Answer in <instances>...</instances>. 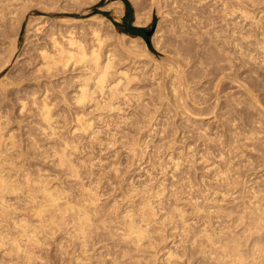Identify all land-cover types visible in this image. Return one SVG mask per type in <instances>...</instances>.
Returning a JSON list of instances; mask_svg holds the SVG:
<instances>
[{
	"label": "rangeland",
	"instance_id": "1",
	"mask_svg": "<svg viewBox=\"0 0 264 264\" xmlns=\"http://www.w3.org/2000/svg\"><path fill=\"white\" fill-rule=\"evenodd\" d=\"M35 1L36 0H34V3L36 2L38 3L39 1V3L42 5L41 6L42 8L39 6L40 5L39 3H38L39 5L36 3L39 6L38 7V6H35L36 4L34 5L33 0L32 1L27 0L26 7L24 8L22 7V9H26L28 5H29V9L27 8L28 11L25 14V19L20 25L21 26L20 29L17 26L18 24H15V23L1 24L3 25L4 28L7 27L8 25L9 26L5 29L3 28L4 32L2 33L4 34L0 33V60H1L0 66L3 67V65L7 64L3 68L0 67V87H1L0 88V102H2V104L0 105V115H1L0 121L3 120L0 122V128L1 127L2 129L3 127L5 128L3 129V131L0 129V131L2 132L0 136H2L3 140L5 139V142H8L7 141L8 136H10V138L13 136L12 137L13 139L15 138V140L13 141L15 143L14 148L18 147V149H14V150H17V151H13L14 155L18 152V150L22 151V153L18 152L15 156L12 155V153H10L12 152V150L7 145H10L13 139L11 138V141L9 140L10 142H8L7 145L3 143L4 141L1 139L2 140L1 142L3 143V145L5 144L4 146L0 145L1 148H3L1 150L4 152L6 151V152L5 154L4 152H0V158L4 159V156H6L7 158H10L12 155L13 156L12 158L13 159L15 158V160L11 158V163L14 161V163L12 164H14V166L16 167V163L18 162L17 163L18 165L16 168L12 165V167L16 169L15 170L11 167L12 174L11 172H8V170L7 171L5 170V172H3L2 175L11 174L12 177H14V179L11 178V180L12 179L13 180L22 179L21 180L22 182L25 180L26 177L27 178L31 177V179L34 177L32 180L34 179L38 180L40 175L42 176L44 175L46 179H49V180L51 179L50 182H47V183H50L48 184L49 187L50 185L52 187L55 185V187H57V191H60V190L62 191V189L65 188L64 189L65 191H62L63 193L64 192L66 193L67 190H69L68 193H73L74 196L72 194L71 195L73 196L72 197L73 199L75 198V200H73L72 198H71L72 200L70 199V201H72L71 203L73 204V206L76 205L75 203L76 201L79 202L82 199V197L86 195L85 194L86 189L94 188L97 185H98L97 186L98 188L101 186L102 188L100 187L101 189L99 188L100 190L98 189V191L96 188L94 189H96L95 191H97V193L99 192L101 194L100 195L98 193L99 194L98 197H99V200H101V204L104 206V209L107 210V208L108 207L110 208V205H111L113 207V208L111 207L113 211V209H115L114 206H116L115 211L118 213V216L120 217L125 216L126 210H128L129 212L131 211V208L134 209L132 210L133 212L134 211L136 212V206L138 209V205L141 203L140 201L142 200L139 196H144V195L146 196V194H149L150 190L152 191V189L154 192L152 191L153 193L151 194H154V195L156 192H161V191L163 192L164 191L163 189H166L165 197H163L164 196L163 194L164 192H163L162 193L163 195L160 193L161 195L160 194L159 195L161 197L155 200L157 205L160 204L159 206H157V209L160 207L159 209L162 210L163 209L162 206H164L165 207L164 209L166 212L168 210L170 211L171 208H168V206L172 207L174 202L170 203V201L173 200L172 195L174 194V196L177 197V198L174 197V199L178 201V199L181 198V200L182 199L183 200L181 202V200L179 199L178 206L176 205L177 203H175L176 206L174 205L173 206L182 208V209L186 208L188 212L187 217L189 216V213H190L189 217L192 218V221L197 220L198 226L205 224L206 222L205 225L207 226V228L213 227V228L218 229L219 231H221L220 228L221 229L223 228V232L229 231L227 234H230V232H232V235L233 234L244 235L243 233L244 226H243V223L239 221L240 220L239 218L241 219H243L244 217L246 218L248 211L251 210L250 206L251 208H254L253 207L254 205L255 207H264V200H263L264 198V190H263L264 189V0H234L236 2H234L233 0H202V2L201 0H198L201 3H199L197 0L196 1L194 0L195 2H193V0H189V1L188 0H174V1L173 0H159V1L157 0V2L154 0H128L130 7L132 9L131 15H129V21L132 22V26L138 27V28H146L147 31H151L152 29H155L153 35L151 36V45H152L154 52H152L149 49L146 41L142 37L132 36V35H129L123 32L122 25L124 22V18L127 17V6L122 0H96V3L90 7L86 5L85 2L83 1H81V3L78 2V4L72 2L73 4L70 3L69 4L70 6L68 5V7L65 8L66 11H64L65 10L64 8L63 9H61L60 7L57 8L58 5H56L57 3L54 2L53 0H50L52 6L50 5L48 6V8H47V5H49L50 3L49 0H47L49 1V3L46 0H44L46 1L45 3L46 5L44 4L42 0H37L36 2ZM41 1L43 3H41ZM177 2H178V5H177ZM120 3L123 4L122 10H121ZM30 4L32 5L31 9H30ZM43 4L44 6H46L45 7L46 9L43 8ZM53 4H54V8L56 7V9L53 8ZM173 5L174 6L176 5V7H174ZM222 12L223 13L225 12V13L222 14ZM101 13H107L108 16L105 17ZM103 17L109 20L111 23L106 21L105 19H103V23H99L101 18ZM4 25H7V26H4ZM174 26H176L177 28ZM90 29L91 31L92 29H99L100 31H102V35L104 34L105 41H104L103 52H105L106 50L111 51L112 56H114L113 57L114 70L111 72V80L115 81V84L119 83L120 86H123L125 88L124 89L122 87V89L125 91L122 90V93L118 95L119 97H117L113 101L114 106L116 107L114 111L107 110L105 112L104 111L105 109H99L95 106L96 105L95 103L97 101L95 103L92 102L93 100L95 101V99L97 100V98L95 97H98L100 99V100L98 99L99 101L103 100V95L98 90H96V94L98 93V95L96 96L94 94L95 99H93L92 101L91 100L86 101L88 102V104L86 102L79 103L81 105L84 104L82 105L83 108L85 106L84 109L81 106H79L78 103L74 104V102H72V99L70 97L72 98L75 97V96H72V94H74L75 91L77 93V90L75 89L77 88L78 90H80V88L84 86V85H81L83 82L81 81L83 77H80L82 78L80 80L78 77H76L78 76V74H80L78 70H76L75 72V71H72L73 68L72 70L71 68H69L70 69V70L68 69L69 71L66 70V72L63 71L65 73L61 72V74L60 73L59 75L57 74L59 76L58 78H57V75H55L56 76L55 77L53 76V74L49 78L48 75H46L45 73H42V75H44V77L42 76L44 80H42V77L40 76L41 74L39 75L40 77L38 76V74H36V72L37 71L39 72V69H40V68L38 69V67H41L42 65L41 63L42 59L40 57L41 54H39L41 53V47L45 48V46L49 47L51 45L50 41L52 40H48V39L54 38V39H57L58 42L62 44L63 43L66 44L67 40L65 41L61 40L59 39V37L60 38L62 37V39L66 38L65 36L66 32H70V33H67L69 37L67 36L66 39L69 40L70 37L73 36L72 34L76 33L75 37H73L74 40H78V37H80L79 40H81V42L84 41V43H86L88 41L87 34L91 32ZM69 30H74V32L69 31ZM85 30L87 32L89 30V32L87 33ZM82 31L85 35L82 33ZM50 33L53 34V36ZM80 33L83 34L82 35L83 39H85L86 37L85 40L82 39V36ZM55 35H57L58 38ZM48 41H49V44H48ZM40 45L42 46L40 47ZM9 55H10V58L8 57ZM176 60L179 62L178 64L176 63ZM101 62H103V60ZM174 70L178 71V75L177 73L176 74L173 73ZM180 73H182L181 76L179 75ZM85 74L87 75V73ZM45 75L48 78L47 77L45 78ZM88 75L87 77H90V75L89 76ZM32 76H34L35 80L32 79L33 78ZM36 76H38L37 77L38 79H36ZM52 76H53V80H51ZM182 76L183 77L186 76V77L183 78ZM72 77H74V79L76 78L75 79L76 82ZM69 78L70 80H68ZM47 79H50V80H47ZM77 79L81 83H79ZM36 80L37 82L41 80V82L35 83ZM70 81H73V82H70ZM93 81L94 80L90 81L89 82L90 84H87L86 82L83 84L85 85L87 84L86 88H89L91 89L90 91L93 90V92H95L94 91L95 82ZM68 82L71 86H69ZM39 83L41 84L42 88ZM15 84H21V85H15ZM1 85L4 87H2ZM46 85L47 86L49 85V86L47 87ZM171 85L172 86L174 85V88L176 87L175 89H177L178 93L176 90H174V88H172ZM4 88H6V90ZM39 88L42 89V91L39 90ZM172 90L174 91L172 92ZM46 91L49 92L47 96L45 95V93L47 94ZM175 91H176L175 93L176 97L175 95H173ZM181 91L182 92L185 91V92L182 93ZM76 93L74 95H76ZM66 94L69 96H67ZM34 95H36L34 99L35 101L33 100ZM61 95H64V96H61ZM42 96L43 97L45 96L47 99L46 98L44 99ZM101 96L102 98H100ZM57 98L59 99L57 100ZM176 98H177V101H176ZM53 99L57 100L55 102L56 106L55 104L53 106L55 108L52 107V103H54ZM44 101L47 104H49L50 102V104L47 106H49V108H52L50 109L53 115V116L51 115L52 116L51 119H55V120L53 121L50 120L52 121L51 125L53 124L54 126V123L55 124L56 122L58 123L56 124L57 127L56 126H54L53 128L51 127V130L52 129L54 130L55 127L57 130H59L58 135H56L57 133L55 134V132H57L56 130L52 131L54 132V135H56V137H53L54 135L51 133L49 135V138H47L48 137L47 134H49L51 130L49 128H48L49 131L47 130L46 128L47 123H45L44 120L42 123V119L44 118H42L43 116L41 117V115H39V112L41 114L42 111H38V109L43 110L44 107L41 109L40 107L43 105ZM90 101L93 104L92 103L90 104L89 103ZM217 101H218V104H217ZM40 102H41V105H40ZM14 103L18 106H16ZM33 103L36 105H34ZM93 107L95 108V110L97 108V112L94 111ZM61 108L63 109L61 110ZM12 109L14 110L12 111ZM21 110L23 111L21 112ZM6 111L8 112V114ZM64 112L67 114H65ZM1 113H3V115L5 113L6 114L2 116ZM6 115L8 116V118L4 120L3 118ZM80 115H83L86 118L84 119V117L82 118V116ZM88 115L90 116V118ZM39 117H41L42 119L39 120ZM64 119H66L65 122H64ZM6 122H8L9 125L6 126ZM12 123H14L15 125ZM87 123H90L92 126L90 127V125L89 124L87 125ZM10 125L12 128L10 127ZM8 126L9 128H7ZM40 126L42 130L40 129ZM88 126L90 128H88ZM38 128L40 129V131ZM43 129H45L44 130L45 132L46 130L48 131L47 134L44 133ZM64 129L66 132L64 131ZM92 129H94L95 131H93ZM77 130L79 133L77 132ZM89 130L90 132H88ZM60 133H62V135ZM80 133L81 134L83 133V134L81 135ZM61 136L63 137L62 141L67 140L70 142V143L68 142L70 145L68 150L74 149L73 151H69V154L72 157L71 161L73 160L72 162H74L73 164L76 167L75 169L81 174V176H83L82 177L83 179L81 180L83 181L85 180L84 183L87 181L86 183L88 185L86 183H85L86 186L83 185L84 183H82L83 181H81L80 179H78V181L76 182L77 180L76 178L71 177L68 174L69 172L68 173L65 172L67 171L68 168L66 167L65 169L64 166L61 167L60 164H58L59 162L57 161L60 155L59 152L60 151L62 152L63 150L61 148L62 147L64 148L68 145V144L66 145L65 142H62V147H61L60 143H58L61 141L60 140ZM53 138L54 140L56 138V140L54 141ZM22 142L23 143L25 142L24 145ZM55 142L58 143L60 147L58 144H55ZM16 143L19 145H16ZM31 143H34L35 145ZM5 146H7L11 151L9 150L10 152L9 151L7 152L8 148ZM56 146L57 148H59L58 150H60V151L57 150L58 156H57L56 149L55 148L53 149V147H56ZM20 147H22L23 149L22 148L20 149ZM139 149H141V151ZM1 153L4 154L3 157H1L2 156ZM19 154L20 155L23 154L21 155L22 156L21 159L19 158ZM8 155H10V157ZM17 156H18V160L16 158ZM70 156H69V159H70ZM81 160L84 162H82ZM77 162L79 164H77ZM21 164L22 165L24 164V165L21 166ZM227 166H229V168ZM8 167L10 169L9 165ZM17 168H20V169L17 170ZM13 170L15 172L19 171V173L17 174V172L15 173ZM29 170L31 171L29 172ZM85 171L87 172L89 171V172L87 173ZM22 172L26 173V175ZM115 172L116 174H114ZM222 172L224 173V175ZM228 172L233 173V174H229V176H225V175H228ZM27 173L31 175L28 176ZM16 174H17V178L15 177ZM23 174L25 177H22ZM89 174H91V176ZM67 175L70 176L71 178L70 177L67 178L68 177ZM86 175H88L89 178L93 177L91 178L93 180V183H90L92 181ZM215 177L218 179H216ZM60 178L63 179V181L60 180ZM221 178L223 180L227 179L226 182L231 181L229 182L230 184L226 183ZM236 178H238V180ZM216 180L217 182H220V183H216ZM221 182L222 183L225 182V184L218 186V184H222ZM78 183H80V185ZM62 184H63V187H61L62 188L61 189L59 186H61ZM99 184H102V185L99 186ZM144 185L145 187L147 185H148L147 187L150 186L149 188L150 190L147 187L145 188V189H148L149 193L146 192L142 194ZM229 185H232L233 187ZM80 186H83V188L85 186V189H83V191H85L84 194L81 191L82 187ZM151 186H152V189H151ZM226 186H229V188ZM140 187L141 188L143 187L142 190ZM58 188L60 189L58 190ZM133 188H138L140 190L138 189L135 190ZM53 189H56V188L53 187ZM128 190L129 191L131 190L132 192H129ZM214 190H216V192ZM128 192L132 194H129ZM136 192H138L137 193L138 196L135 194ZM65 193L63 194L64 196H71L68 193H66L67 195H65ZM80 193L82 195L81 197L78 196V194L80 195ZM227 193L228 195L231 193L229 197L226 195ZM22 194L24 195L22 196L20 194L19 197L16 196L17 198L14 197L15 195L9 194L8 197L4 201L8 200L9 202H12V203H7L8 201H6L5 204H8L10 206L13 205V207L12 209L10 207L8 208H10L11 210H15L14 208L17 205H18L17 207L20 208L22 206L21 204H23V202H25L28 197V194L26 193H22ZM175 194H178V195H175ZM256 194L257 196H255ZM167 195L168 197H166ZM213 195L215 197H213ZM217 195L219 197L216 200L215 198L217 197ZM77 196L78 198L79 197L80 198L77 199L76 198ZM129 196H131L132 198ZM136 196H137V200L134 201ZM220 196L223 199V201L225 199L224 203L223 201H221ZM225 196L228 197L229 199H227ZM133 197L135 198L133 199ZM169 197L170 198L172 197V198L169 199ZM257 197L260 198L259 200H261V202L257 201L256 199ZM18 198L20 199L24 198L26 200L23 199V201L20 200L21 201L20 202ZM115 199L118 201L119 204L116 202ZM189 199L190 201H193L192 199H194L195 201L194 204L197 203V205H199V202H200L201 203L199 205L200 210L203 212H201L199 215L194 214V212L190 210L192 209L191 206L188 205V203H190ZM214 199L215 201H213ZM128 200L131 201V203L133 204L130 205V202ZM15 201H16V205H15ZM18 201L20 202V204ZM120 201H121V204L123 203V205H121L123 208L120 206ZM137 201L139 204L137 203ZM216 201L217 202L219 201L220 204L219 202L216 204ZM250 201L251 202L253 201V202L251 203ZM85 202H87V199ZM113 202L114 204L117 203L120 209L117 207V205H114ZM247 202L248 203L250 202L251 204L250 203L248 204ZM98 203H100V201ZM135 203L138 205H134ZM168 203H170V205H168ZM191 203L193 205V202ZM182 204L185 205V207H183ZM186 204L189 207L186 206ZM25 205L23 204L24 206L23 209L26 207ZM245 205H246L245 207L246 216L242 218L241 216L245 214L243 210ZM17 207H16V211H17L16 214L17 213H22V214L20 215L17 214V216L15 215L14 216L15 220H14V217H12L11 220H9L11 221L9 223L8 221L4 222L5 224L1 223L3 226L4 225L5 226L4 227L0 226L1 227L0 231L1 230H3V232L5 231V234L9 228H10L9 229L10 232L12 231V233L13 232L17 233V231H14L15 228L13 227L14 228L13 229L9 227V225L12 222H15L16 220L19 221L18 218H20V223L23 222L21 221L22 218L24 220L26 219L25 222L30 220L29 218L30 215H28V213H30L31 211H28V213H26L27 215L25 213L23 214V212L25 211L27 212V210H31V209L25 208L26 210L24 209L25 211H23V209L21 208L22 210L21 212H19L20 210L18 211L19 208ZM201 208L204 210H202ZM159 209H158V215H159V218L161 219L162 218L161 216H163L166 212L164 213V209H163L162 210L163 213H161ZM207 211L212 213V215L214 214L213 216L215 215L218 216L217 214H220V218L216 216L212 217L213 220L214 218L215 219L218 218L220 220L217 219L213 221L211 217H209L208 219L207 217L209 213ZM191 212H193L192 214L193 217L191 215ZM202 213H204L203 214L204 216L206 215L205 217L207 218L206 221L203 220L204 218L202 217L203 215H201ZM233 213H235V216ZM197 217L198 219L200 218L199 220L201 221L196 219ZM33 218L35 217H32L31 219ZM191 218H189L188 220H191ZM35 219L33 220L36 221ZM202 220L205 222H203ZM208 220L209 221L211 220L210 223ZM29 222L33 223L32 220L28 221L27 223ZM173 222L174 224H176L175 222L177 221H173ZM239 222L241 225L239 224ZM34 223L37 224L36 222ZM35 224H32V225H35ZM48 224L50 225V223ZM174 224H173V227L171 224H169L170 226H166V229H167V230L165 229L166 232L161 231L164 229H160L161 233L160 232L159 233L162 236V240L164 241L162 242L157 241L156 244L154 245L156 247H153L152 249L148 250L147 255H151L152 257L150 260L149 259H147V261L145 260L146 263L143 262V264H160V263L165 264L166 263L164 260L165 257H163V255H165L166 253L165 251L166 247L168 246L167 248L168 250L169 246H172L173 243H175V241H176V244H178L177 242L179 241L178 240L179 237L177 236L179 233L178 232L179 230L175 229L177 224L176 225ZM237 224L238 226H236ZM71 225L72 224H69V228L71 227ZM115 225H116V222H115ZM54 226L55 225H52V226L50 225V227L49 226L47 227L50 229V230L47 229L48 230V234L46 233L47 236H43L42 235L43 233L40 234V240L44 243V246L42 245L43 249L42 247L41 248L38 247L35 249V251L36 250L37 252L39 251L38 252L39 256L36 254L37 257L34 260V262L37 261L35 262L37 264H38V261L42 262V264H50V263L51 264H61V262L62 264H68L67 262H65L68 259V256L64 254L67 248H68L67 252H69L68 250H70V253H72L71 250L73 251V249L72 248L70 249L69 246L67 245L68 242L65 236L66 233L63 232L64 230H62L60 226L58 227L55 226L58 229H56ZM234 227L237 231L234 229ZM168 229L169 230L171 229V231L169 232ZM61 230L62 232H60ZM172 230H174V233L175 232H178V233L172 234L173 232ZM10 232H7V234L11 235ZM15 234L14 235L12 234V235L16 237L17 234L16 235ZM167 234L168 235L171 234V235L167 236ZM165 237L166 239H164ZM18 238H19V235L17 236V239ZM44 238H46V240H44ZM167 241L168 243H166ZM109 242L103 243L104 244L103 246L112 245L111 244L112 242L110 244ZM4 246L5 245H3V247ZM249 246L250 247H248V250H247V247L245 248L244 246L243 249L245 250L243 251H245V254H246V251H248L247 252L248 254H246L247 255L246 259H252L251 261L249 260V262L251 263L255 260L254 258H256L257 255L252 257V255H255L254 253L252 254V252L250 251L251 250L250 248H252L253 246L252 244ZM5 247L6 249H3L2 247H0V264L2 263L9 264L11 261L13 263L11 262L10 264H27L23 260H21V258H18L17 256H15V254L10 255L11 257L9 256V254L7 255L6 253L9 252V246L6 245ZM62 248L63 249L65 248V249L63 250ZM6 250H8V252H6ZM189 254H190L189 258H191L190 264L192 263L196 264L197 261L195 260V257H193L196 255L195 252H194L195 255L193 254L192 257H191L192 253H189ZM61 255L65 256L64 259H63V256ZM40 262L39 264H41ZM206 263L204 262L202 264H206ZM183 264H188L185 262V259L183 261Z\"/></svg>",
	"mask_w": 264,
	"mask_h": 264
},
{
	"label": "bare ground",
	"instance_id": "2",
	"mask_svg": "<svg viewBox=\"0 0 264 264\" xmlns=\"http://www.w3.org/2000/svg\"><path fill=\"white\" fill-rule=\"evenodd\" d=\"M27 0H0V33H2V32H4V30H3V25H1V24H13V23H15V24H18L17 26L19 27V29H20V25L22 24V22H23V20L25 19V14L27 13V11H28V9H29V5H28V9L26 8V9H22V7L24 8V7H26V2ZM28 1H30V0H28ZM32 1V0H31ZM37 1V0H36ZM35 1V2H36ZM43 2H44V4L46 3V1H44V0H42ZM41 1V3H43ZM50 1V0H49ZM49 1H47L48 3H49ZM54 2H56L57 4L56 5H58L57 6V8L58 7H60L61 9H65V8H67L68 7V5L70 4V3H72V2H74V3H77L78 4V2H80L81 3V1H83V2H85V4L86 5H88L89 7L90 6H93L95 3H96V0H53ZM154 1H156L157 2V0H154ZM159 1V0H158ZM174 1V0H173ZM189 1V0H188ZM196 1V0H195ZM194 0H193V2H195ZM198 1V0H197ZM234 1V0H233ZM182 2V1H181ZM199 3H201L202 2V0H201V2L200 1H198ZM234 2H236V1H234ZM32 3V2H31ZM33 3H34V0H33ZM37 3V2H36ZM36 3H34V5L36 4ZM38 3H39V1H38ZM37 3V4H38ZM79 3V4H80ZM153 3V2H152ZM155 3V2H154ZM159 3V2H158ZM171 3H173V2H171ZM185 3V2H184ZM29 4V3H28ZM35 5V6H38V5ZM44 4H43V8H45L46 6H44ZM73 4V3H72ZM84 4V5H85ZM175 4V3H174ZM189 4V3H188ZM195 4V3H194ZM198 4V3H197ZM46 5V4H45ZM52 6V4H51V1H50V3H49V5H47V8H48V6ZM120 5H121V10L123 9L122 7V5L123 4H121L120 3ZM155 5V4H154ZM153 5V6H154ZM177 5H178V2H177ZM34 6V7H35ZM40 7L42 6L41 4L39 5ZM38 6V7H39ZM70 6V5H69ZM174 6V5H173ZM226 6V5H225ZM31 7H32V5L30 4V9H31ZM174 7H176V5L174 6ZM42 8V7H41ZM49 8H51V7H49ZM53 8H54V4H53ZM197 8V7H196ZM46 9V8H45ZM54 9H56V7L54 8ZM26 10V11H25ZM58 10V9H57ZM60 10V9H59ZM64 11H66V9L64 10ZM160 11V10H159ZM177 11V10H176ZM215 11V10H214ZM173 12V11H172ZM206 12V11H205ZM225 13V12H224ZM223 12H222V14H224ZM227 13V12H226ZM176 14V13H175ZM177 15V14H176ZM225 16H226V14H225ZM95 18V17H94ZM178 18V17H177ZM103 19H105L106 21H108V22H110L109 20H107L106 18H101V20H100V22L99 23H103ZM203 19V18H202ZM179 20V19H178ZM177 20V21H178ZM204 20H205V18H204ZM212 20V19H211ZM93 21V20H92ZM95 22V21H94ZM204 22V21H203ZM111 23V22H110ZM172 23H173V21H172ZM179 23V22H178ZM184 23H185V21H184ZM183 23V24H184ZM195 23V22H194ZM180 24V23H179ZM178 24V25H179ZM4 26H7V25H4ZM9 26V25H8ZM7 26V27H8ZM11 26V25H10ZM16 26V25H15ZM201 26V25H200ZM212 26V25H211ZM210 26V27H211ZM7 27H5V28H7ZM14 27V26H13ZM92 27V26H91ZM90 27V28H91ZM174 27H176V26H174ZM4 28V29H5ZM177 28V27H176ZM181 28V27H180ZM200 28V27H199ZM207 28H208V26H207ZM18 29V28H17ZM16 30V29H15ZM74 30H76V29H74ZM74 30H69V31H73L74 32ZM183 30V29H182ZM86 31V30H85ZM84 31V32H85ZM90 31H91V29H90ZM180 31V30H179ZM54 32V31H53ZM65 32H66V30H65ZM76 32V31H75ZM87 32V31H86ZM85 32V33H86ZM88 32H89V30H88ZM87 32V33H88ZM202 32V31H201ZM206 32V31H205ZM67 33H70V32H66V34H65V36H66V38H67V36L69 37V35H67ZM82 33H83V31H82ZM86 33V34H87ZM177 33V32H176ZM179 33V32H178ZM189 33V32H188ZM2 34H4V33H2ZM51 34V33H50ZM56 34V33H55ZM71 34H72V32H71ZM75 34L76 33H74V34H72L73 36H71L70 37V39L68 40V39H66V38H63L62 39V37L60 38L59 37V39H61V40H67L65 43L66 44H62V43H60V42H58V40L57 39H52V38H50V39H48V40H52V41H50V43H51V45L49 46V47H46L45 46V48H42L41 46L42 45H40V47H41V53H39V54H41V59H42V61H41V63H42V65H41V67H38V69H39V72L40 71H42V72H36V74H38V76L40 75L41 77L43 76L44 77V75H42V73H45L46 75H48V77L50 78L51 77V75L53 74V76H55V75H59V73L61 74V72L62 73H65L66 72V70H68L69 68H71V70H72V68H73V70L72 71H75L76 72V70H78V72H80V74H78V76H76V77H78L79 78V80L80 79H82V78H80V77H83V79L81 80V81H83L82 82V84L81 85H84V86H80L81 88H80V90H78L77 88L75 89V90H77V93H76V91H75V93H76V95H74V94H72V96H75V97H70L71 99H72V102H74V104L75 103H85L87 100H93V99H95V98H97V100L95 99V101L93 100L92 102H96L94 105L97 107V108H99V109H105L104 111L106 112L107 110L108 111H114L115 109H116V107L114 106V103H113V101L117 98V97H119L118 95L120 94V93H122V87L123 86H120V84L119 83H116L115 84V81H112L111 80V72L114 70V59H113V57L114 56H112V54H111V51H108V50H106L105 52H103V49H104V34L102 35V31H100L99 29H92V31L91 32H89L88 34H87V38H88V41L86 42V43H84V41L83 42H81V40H79V38L80 37H78V40H74V38L73 37H75ZM78 34V33H77ZM81 34V33H80ZM79 34V35H80ZM84 34V33H83ZM83 34H81V36L83 35ZM181 34V33H180ZM191 34V33H190ZM197 34V33H196ZM5 35H6V33H5ZM52 36H53V34H51ZM50 35V36H51ZM59 35V34H58ZM62 35V34H61ZM60 35V36H61ZM85 35V34H84ZM49 36V35H48ZM51 36V37H52ZM56 37H57V35H55ZM54 36V37H55ZM183 36V35H182ZM184 36H186V35H184ZM85 37V36H84ZM181 37V36H180ZM58 38V37H57ZM106 38V37H105ZM187 38V37H186ZM185 38V39H186ZM202 38H204V37H202ZM5 39V38H4ZM82 39H83V36H82ZM85 39H86V37H85ZM85 39H83V40H85ZM212 39V38H211ZM60 40V41H61ZM197 40V39H196ZM208 40V39H207ZM3 41V40H2ZM8 41V40H7ZM12 41V40H11ZM193 41V40H192ZM16 42V41H15ZM211 42H213V41H211ZM210 42V43H211ZM46 43V42H45ZM188 43V42H187ZM47 44V43H46ZM48 44H49V41H48ZM212 44V43H211ZM189 45V44H188ZM106 46V45H105ZM184 46V45H183ZM13 47V46H12ZM12 47H10V48H12ZM9 48V49H10ZM183 48V47H182ZM9 49H7V50H9ZM193 49V48H192ZM11 50V49H10ZM13 50H14V48H13ZM38 50V49H37ZM191 50V49H190ZM189 50V51H190ZM40 51V50H39ZM9 52V51H8ZM16 52V51H15ZM195 52H197V51H195ZM10 53V52H9ZM14 55V54H13ZM189 56V55H188ZM9 58H10V55L8 56ZM39 57V56H38ZM175 57H177V56H175ZM196 57V56H195ZM199 57V56H198ZM8 58V59H9ZM4 60V59H3ZM103 60V62H101ZM37 61H39V60H37ZM171 61V60H170ZM0 62H1V60H0ZM10 62V61H9ZM213 62H214V60H213ZM4 63V62H3ZM6 63V62H5ZM8 63V62H7ZM37 63V62H36ZM172 63V62H171ZM176 63L178 64L179 62L176 60ZM175 63V64H176ZM7 65V64H6ZM6 65H3V67L4 66H6ZM1 67V66H0ZM3 67H1V68H3ZM37 68V67H36ZM75 69V70H74ZM181 69V68H180ZM2 70V69H1ZM70 70V69H69ZM68 70V71H69ZM155 70V69H154ZM178 70H179V68H178ZM63 71H65V72H63ZM67 71V72H68ZM71 71V72H72ZM181 71V70H180ZM179 71V72H180ZM182 72V71H181ZM85 73H87V75L89 74L90 75V77H87V75L85 74ZM91 73H92V75H91ZM173 73H177V75H178V71H173ZM210 73V72H209ZM113 74V73H112ZM154 74V73H153ZM181 74L182 73H180L179 75L181 76ZM211 74V73H210ZM10 75V74H9ZM16 75V74H15ZM45 75V78L47 77ZM50 75V76H49ZM57 75V78L59 77ZM88 75V76H89ZM120 75V74H119ZM171 75V74H170ZM22 76V75H21ZM34 76H35V74H34ZM34 76H32L33 78L32 79H34L35 80V78H34ZM38 76H36V79H38L37 77ZM39 76V77H40ZM53 76H52V79L51 80H53ZM7 77V76H6ZM43 77H42V80H44L43 79ZM47 77V78H48ZM56 77V76H55ZM84 77H86V78H84ZM152 77V76H151ZM183 77V76H182ZM186 77V76H185ZM185 77H183V78H185ZM10 78V77H9ZM26 78V77H25ZM24 78V79H25ZM73 79H74V77H72ZM71 78V79H72ZM17 79V78H16ZM20 79V78H19ZM40 79V78H39ZM76 79V78H75ZM74 79V80H75ZM85 79V80H84ZM46 80V79H45ZM47 80H50V79H47ZM68 80H70V78L68 79ZM73 80V81H74ZM78 80V79H77ZM78 80V81H79ZM92 80H94L93 82H95L94 83V85H95V92H93V90L92 91H90L91 89H89V88H86L87 86V84H90L89 82L90 81H92ZM116 80V79H115ZM154 80V79H153ZM174 80H176V79H174ZM184 80V79H183ZM182 80V81H183ZM25 81V80H24ZM73 81H70V82H73ZM179 81V80H178ZM2 82V81H1ZM37 82V80L35 81V83ZM38 82H41V80L40 81H38ZM37 82V83H38ZM45 82V81H44ZM48 82V81H47ZM66 82V81H65ZM64 82V83H65ZM75 82H76V80H75ZM74 82V83H75ZM87 83L86 85L85 84H83V83ZM189 82V81H188ZM46 83V82H45ZM49 83H50V81H49ZM49 83H47V84H49ZM67 83V82H66ZM79 83H81L80 81H79ZM181 83V82H180ZM8 84V83H7ZM10 84V83H9ZM40 84V83H39ZM52 84V83H51ZM51 84H50V86H51ZM68 84H69V82H68ZM15 85H21V84H15ZM35 85V84H34ZM64 85V84H63ZM65 85H67V84H65ZM80 85V84H79ZM2 86V85H1ZM8 86H10V85H8ZM40 86H41V84H40ZM47 86V85H46ZM45 86V87H46ZM49 86V85H48ZM47 86V87H48ZM58 86V85H57ZM69 86H71L70 84H69ZM91 86V85H90ZM89 86V87H90ZM156 86V85H155ZM159 86V85H158ZM172 86V85H171ZM2 87H4V86H2ZM6 87V86H5ZM18 87V86H17ZM44 87V88H45ZM52 87H53V85H52ZM56 87V86H55ZM61 87V86H60ZM66 87V86H65ZM92 87H93V85H92ZM1 88V87H0ZM9 88V87H8ZM20 88V87H19ZM41 88H42V86H41ZM79 88V87H78ZM91 88V87H90ZM93 88V89H94ZM124 88V87H123ZM172 88H174V85L172 86ZM176 88V87H175ZM174 88V90H176L177 91V89H175ZM177 88H178V86H177ZM5 90H6V88H4ZM24 89V88H23ZM52 89V88H51ZM58 89V88H57ZM62 89V88H61ZM64 89V88H63ZM66 89V88H65ZM125 89V88H124ZM156 89V88H155ZM180 89V88H179ZM2 90V89H1ZM7 90H9V89H7ZM15 90V89H14ZM36 90V89H35ZM39 90H41L42 91V89H40L39 88ZM46 90V89H45ZM44 90V91H45ZM56 90V89H55ZM55 90H54V92H55ZM96 90H98V91H100V93L103 95V100L102 101H99L100 99L98 98V97H95L94 98V96L96 95H98V93L96 94ZM174 90H172V92L174 91ZM181 90V89H180ZM34 91V90H33ZM33 91H31V92H33ZM37 91V90H36ZM53 91V90H52ZM123 91H125V90H123ZM176 91L174 92V94L173 95H175V97H176ZM3 92V91H2ZM16 92V91H15ZM47 92V94L45 93V95L47 96L48 95V91H46ZM60 92H61V90H60ZM64 92V91H63ZM93 92V93H92ZM182 92V91H181ZM183 92H185V91H183ZM182 92V93H183ZM5 93V92H4ZM12 93H13V91H12ZM19 93V92H18ZM27 93V92H26ZM30 93V92H29ZM38 93V92H37ZM141 93V92H140ZM177 93H178V91H177ZM249 93V92H248ZM11 94V93H10ZM22 94V93H21ZM31 94V93H30ZM61 94V93H60ZM64 94V93H63ZM95 94V95H94ZM159 94V93H158ZM2 95V94H1ZM13 95V94H12ZM26 95H28V94H26ZM67 95V94H66ZM144 95V94H143ZM177 95H179V94H177ZM250 95V94H249ZM7 96V95H6ZM18 96V95H17ZM24 96V95H23ZM35 96L36 95H34V98H33V100L35 99ZM61 96H64V95H61ZM67 96H69V95H67ZM151 96V95H150ZM155 96V95H154ZM192 96V95H191ZM16 97V96H15ZM14 97V98H15ZM19 97V96H18ZM30 97V96H29ZM43 97V96H42ZM66 97V96H65ZM64 97V98H65ZM123 97V96H122ZM121 97V98H122ZM153 97V96H152ZM167 97V96H166ZM186 97V96H185ZM194 97V96H193ZM250 97V96H249ZM12 98V97H11ZM17 98V97H16ZM44 99L46 98L45 96L43 97ZM54 98V97H53ZM69 98V97H68ZM100 98H102V96L100 97ZM154 98V97H153ZM6 99H7V97H6ZM8 99H9V97H8ZM43 99V100H44ZM47 99V98H46ZM49 99V98H48ZM56 99V98H55ZM59 98H57V100H58ZM66 99V98H65ZM99 99V100H98ZM137 99V98H136ZM151 99V98H150ZM184 99V98H183ZM197 99V98H196ZM54 100V99H53ZM52 100V101H53ZM57 100H54V103H52V107L54 106V104H55V102L57 101ZM74 100V101H73ZM117 100H119V99H117ZM139 100V99H138ZM163 100V99H162ZM2 101H4V100H2ZM11 101V100H10ZM14 101V100H13ZM16 101H18V100H16ZM35 101V100H34ZM37 101V100H36ZM40 101V100H39ZM39 101H38V103H39ZM63 101V100H62ZM89 102L90 104L92 103V102ZM99 101V102H98ZM141 101V100H140ZM176 101H177V98H176ZM184 101V100H183ZM47 102V101H46ZM126 102V101H125ZM182 102V101H181ZM194 102V101H193ZM4 103V102H3ZM7 103V102H6ZM34 103H36V102H34ZM33 103V104H34ZM37 103V104H38ZM62 103V102H61ZM66 103H67V101H66ZM87 104H88V102H86ZM152 103V102H151ZM157 103V102H156ZM160 103V102H159ZM163 103V102H162ZM197 103V102H196ZM199 103V102H198ZM2 104V102H0V105ZM15 104V103H14ZM49 104H50V102H49ZM49 104H47V103H45V101H44V103H43V105L40 107V109L41 108H43V110H39L38 109V111H42L41 112V114H40V112H39V115H41V117L42 118H44V119H42L41 117H39V120L40 119H42V123H43V120H44V122L45 123H47L46 124V128H47V130H48V128L51 130V127L53 128L54 126H56V124H58L57 122H56V124L54 123V126H53V124L51 125V123H52V121L53 120H55V119H51V117L53 116L52 115V111L50 110V109H52V108H49V106H47V105H49ZM78 104H77V106H78ZM93 104V103H92ZM132 104V103H131ZM137 104V103H136ZM200 104V103H199ZM216 104V103H215ZM217 104H218V101H217ZM9 105V104H8ZM16 105V104H15ZM23 105V104H22ZM21 105V106H22ZM34 105H36V104H34ZM40 105H41V102H40ZM67 105V104H66ZM82 105H84V104H82ZM81 104H79V106H81L82 108H83V106H82ZM86 105V104H85ZM93 105V106H94ZM148 105V104H147ZM175 105V104H174ZM177 105V104H176ZM16 106H18V105H16ZM24 106V105H23ZM39 106V105H38ZM55 106H56V104H55ZM73 106V105H72ZM76 106V105H75ZM94 106V107H95ZM120 106V105H119ZM162 106H163V104H162ZM216 106V105H215ZM6 107V106H5ZM35 107V106H34ZM51 107V106H50ZM60 107H61V105H60ZM68 107V106H67ZM74 107V106H73ZM93 107V108H94ZM126 107H128V106H126ZM187 107V106H186ZM192 107V106H191ZM17 108V107H16ZM22 108H24V107H22ZM53 108H55V107H53ZM81 108V109H82ZM84 108H85V106H84ZM83 108V109H84ZM97 108H96V110H95V108H94V111H96L97 112ZM120 108V107H119ZM132 108V107H131ZM183 108H184V106H183ZM188 108V107H187ZM193 108V107H192ZM26 109V108H25ZM63 108H61V110H62ZM69 109V108H68ZM76 109V108H75ZM145 109H147V108H145ZM191 109V108H190ZM14 109H12V111H13ZM36 110H37V108H36ZM11 111V112H12ZM23 110H21V112H22ZM29 111V110H28ZM56 111V110H55ZM100 111V110H99ZM185 111V110H184ZM187 111V110H186ZM7 112V111H6ZM68 112V111H67ZM74 112V111H73ZM78 112V111H77ZM102 112H103V110H102ZM38 113V112H37ZM65 113V112H64ZM70 113V112H69ZM93 113V112H92ZM112 113V112H111ZM114 113V112H113ZM192 113V112H191ZM2 114V116H4L3 115V113H1ZM7 114H8V112H7ZM10 114V113H9ZM12 114V113H11ZM13 114H14V112H13ZM12 114V115H13ZM53 114H54V112H53ZM62 114V113H61ZM65 114H67V113H65ZM85 114V113H84ZM188 114V113H187ZM193 114V113H192ZM198 114V113H197ZM52 115V116H51ZM58 115V114H57ZM56 115V116H57ZM1 116V115H0ZM7 116V115H6ZM2 117L4 120H6V118H8V116L7 117ZM10 116V115H9ZM37 116V115H36ZM72 116V115H71ZM80 116H82V118L84 117L83 115H80ZM89 116V115H88ZM100 116V115H99ZM189 116V115H188ZM18 117V116H17ZM68 117V116H67ZM112 117V116H111ZM133 117V116H132ZM136 117V116H135ZM61 118V117H60ZM86 117H84V119H85ZM89 118H90V116H89ZM161 118V117H160ZM196 118H197V116H196ZM57 119V118H56ZM11 120V119H10ZM50 120H52V121H50ZM61 120V119H60ZM72 120V119H71ZM77 120H79V119H77ZM93 120V119H92ZM125 120V119H124ZM138 120V119H137ZM1 121H3V120H1ZM0 121V122H1ZM9 121V120H8ZM66 121V119H64V122ZM82 121V120H81ZM5 122V121H4ZM4 122H2V123H4ZM37 122V121H36ZM41 122V121H40ZM68 122V121H67ZM84 122V121H83ZM91 122V121H90ZM107 122V121H106ZM21 123V122H20ZM99 123V122H98ZM135 123V122H134ZM151 123V122H150ZM167 123V122H166ZM12 124H14V123H12ZM68 124V123H67ZM81 124H82V122H81ZM84 124V123H83ZM90 125V127L92 126L90 123H87V125ZM7 125H9L8 124V122H6V126ZM15 125V124H14ZM40 125V124H39ZM59 125H60V123H59ZM77 125V124H76ZM85 125H86V123H85ZM84 125V126H85ZM164 125H165V123H164ZM2 126V125H1ZM18 126V125H17ZM44 126H45V124H44ZM81 126V125H80ZM83 126V127H84ZM138 126V125H137ZM10 127H11V125H10ZM57 127V126H56ZM56 127H55V129L53 130H51L50 131V133L49 134H47V132L49 131H47L46 130V132L44 131L45 129H43V131H44V133H46L47 134V138H49V135L52 133L53 135H54V132H52V131H57V132H55V134L56 135H58V131L59 130H57L56 129ZM71 127V126H70ZM78 127V126H77ZM89 126H88V128H90ZM195 127V126H194ZM7 128H9V126L7 127ZM12 128V127H11ZM58 128H59V126H58ZM62 128V127H61ZM64 128V127H63ZM67 128V127H66ZM79 128V127H78ZM109 128V127H108ZM165 128V127H164ZM2 131H3V129H5L4 127H3V129H2V127L0 128ZM14 129V128H13ZM12 129V130H13ZM39 129V128H38ZM40 129H41V126H40ZM40 129H39V131H40ZM77 129V128H76ZM82 129V128H81ZM84 129H86V128H84ZM110 129V128H109ZM169 129V128H168ZM42 130V129H41ZM70 130V129H69ZM91 130V129H90ZM90 130L88 131V132H90ZM93 131H95L94 129H92ZM123 130V129H122ZM135 130H136V128H135ZM134 130V131H135ZM139 130H141V129H139ZM164 130V129H163ZM37 131V130H36ZM64 131H65V129H64ZM87 131V130H86ZM128 131V130H127ZM144 131V130H143ZM1 132V131H0ZM7 132V131H6ZM66 132V131H65ZM75 132V131H74ZM77 132H78V130H77ZM87 132V133H88ZM138 132V131H137ZM142 132V131H141ZM163 132V131H162ZM13 133V132H12ZM34 133H35V131H34ZM79 133V132H78ZM96 133H98V132H96ZM106 133V132H105ZM159 133V132H158ZM2 134V132L0 133V135ZM4 134V133H3ZM37 134H39V133H37ZM61 135H62V133H60ZM60 134H59V136H60ZM81 134V133H80ZM83 134V133H82ZM81 134V135H82ZM139 134H140V132H139ZM12 135V134H11ZM17 135V134H16ZM36 135V134H35ZM56 135H54L53 137H56ZM74 135V134H73ZM79 135V134H78ZM99 135V134H98ZM117 135V134H116ZM151 135V134H150ZM5 136V135H4ZM8 136V135H7ZM31 136V135H30ZM33 136V135H32ZM46 136V135H45ZM106 136V135H105ZM114 136V135H113ZM125 136V135H124ZM140 136V135H139ZM201 136V135H200ZM13 137V136H12ZM11 137V138H12ZM16 137V136H15ZM29 137V136H28ZM44 137V136H43ZM66 137V136H65ZM64 137V138H65ZM92 137V136H91ZM95 137V136H94ZM138 137V136H137ZM199 137V136H198ZM202 137H203V135H202ZM11 138H10V136H8V142H10L11 141ZM62 136H61V141L60 142H58V143H60V145H61V147H62V142H65V144L68 146H66V145H64V146H66V147H62L61 149H63L62 150V152L60 151V150H58L59 148H57V146L59 145L58 143H56L55 142V144H58L56 147H53V149L55 148L56 149V151L58 150V151H60L59 153H60V155H59V159H58V161L57 162H59L58 164H60V166L62 167V166H64L65 167V169H66V167L68 168L67 169V171H65L64 169V171L65 172H69L68 174L71 176V177H73V178H76L75 180H76V182L78 181V179H83L82 177L83 176H81V174L75 169L76 167H75V165L73 164L74 162H72L71 161V156H70V154H69V151H73L74 149H72V148H70V149H72V150H68V148L70 147V145H69V141H62ZM72 138V137H71ZM2 136H0V145H2V146H4L5 144L7 145V143L8 142H5V139L3 140L4 142L3 143H5L4 145H3V143L1 142L2 140ZM13 139V138H12ZM32 139V138H31ZM36 139V138H35ZM52 139V138H51ZM58 139V138H57ZM115 139V138H114ZM125 139V138H124ZM10 140V141H9ZM15 140V138L11 141V143H10V145H7L8 147H10V149L12 150V152H10L11 150L7 147V146H5V147H7L8 148V150L7 149H5V150H7V152L9 151L10 153H12V155H14L13 153V151H17V150H14V149H18V147L16 148H14V146H15V143L13 142ZM27 140V139H26ZM29 140V139H28ZM53 140H54V138H53ZM55 140H56V138H55ZM54 140V141H55ZM93 140V139H92ZM98 140H99V138H98ZM123 140V139H122ZM121 140V141H122ZM22 141V140H21ZM31 141H33V140H31ZM48 141V140H47ZM50 141V140H49ZM113 141V140H112ZM33 142H35V141H33ZM53 142V141H52ZM69 142V143H68ZM72 142H74V141H72ZM89 142V141H88ZM2 143V144H1ZM23 143V142H22ZM25 143V142H24ZM24 143H23V145H24ZM27 143V142H26ZM41 143V142H40ZM50 143V142H49ZM112 143V142H111ZM31 144H34V143H31ZM64 144V143H63ZM79 144V143H78ZM82 144V143H81ZM84 144V143H83ZM104 144V143H103ZM113 144V143H112ZM16 145H19V144H17L16 143ZM35 145V144H34ZM40 145V144H39ZM60 145H59V147H60ZM73 145H74V143H73ZM93 145V144H92ZM114 145V144H113ZM112 145V146H113ZM52 146V145H51ZM54 146V145H53ZM77 146V145H76ZM137 146H139V145H137ZM27 147V146H26ZM50 147V146H49ZM156 147V146H155ZM154 147V148H155ZM22 147H20V149H21ZM32 148V147H31ZM39 148V147H38ZM74 148V147H73ZM90 148V147H89ZM131 148V147H130ZM153 148V149H154ZM1 149H3V148H1V146H0V152H4V151H2ZM23 149V148H22ZM33 149H34V147H33ZM49 149V148H48ZM51 149V148H50ZM52 149V150H53ZM125 149V148H124ZM188 149V148H187ZM30 150V149H29ZM42 150V149H41ZM77 150V149H76ZM85 150V149H84ZM140 151H141V149H139ZM155 150V149H154ZM33 151V150H32ZM55 151V150H54ZM53 151V152H54ZM55 151V152H56ZM58 151H57V156H58ZM79 151V150H78ZM88 151V150H87ZM93 151V150H92ZM108 151V150H107ZM124 151V150H123ZM136 151V150H135ZM134 151V152H135ZM157 151V150H156ZM6 152V151H5ZM5 152H4V154H5ZM18 152H20V153H22V151H19L18 150ZM17 152V153H18ZM29 152V151H28ZM36 152V151H35ZM47 152V151H46ZM50 152V151H49ZM80 152V151H79ZM102 152V151H101ZM119 152V151H118ZM164 152V151H163ZM16 153V154H17ZM42 153V152H41ZM156 153V152H155ZM160 153V152H159ZM2 154V153H1ZM4 154H2V156L1 157H3V155ZM15 154V155H16ZM26 154V153H25ZM35 154V153H34ZM40 154V153H39ZM106 154V153H105ZM158 154V153H157ZM11 155V154H10ZM10 155H8L9 157H10ZM11 155V157L10 158H7L6 156H4V159H2V158H0V224L1 223H4V222H6V221H8V223L9 222H11V221H9V220H11V218L12 217H14L15 215L17 216V214L18 215H20V214H22V213H17L16 214V207L18 206H16L14 209L15 210H11L12 209V207H13V205L12 206H10V205H8V204H5V202L6 201H8V200H6V201H4L7 197H8V195L9 194H11V195H15L14 197H19L20 196V194L23 196L24 194H22V193H26V194H28V197H27V200L26 199H24V198H18V200L20 201V200H22L23 201V199L24 200H26L25 202H23V204L25 205V203H26V207L25 208H29V209H31V210H27V212L23 209V204H21L20 206V208L19 207H17V208H19L18 209V211L19 212H21V210L23 209V211H25V212H23V214L25 213H28V211H31L30 213L32 214H34L35 215V213H36V215L34 216L33 214V216L30 214V213H28V215H30V216H32V217H35V218H37V219H35V218H33V219H35L36 221H34L33 219H31L32 217H30L29 216V218H30V220H32V222L33 223H27L28 221H30V220H28L27 222H25V220L22 218V220L21 221H23L22 223H20V218H18V220L19 221H15V222H12L10 225H9V227H11V228H13L14 229V231H17V233L16 232H13L12 233V231L10 232L9 231V229H8V231H6V234H5V231L3 232V230H1L0 231V244L2 245H0V247H2L3 249H6V245H8L9 246V252L11 253H9L8 252V250H6V252H8V253H6L7 255L9 254V256L10 255H14L15 254V256H17L18 258H21V260H23L25 263H27V264H32L33 262H34V260L36 259V254L39 256V254H38V252H37V250L35 251V249L36 248H38V247H42V249H43V246H44V243L40 240V234L41 233H43L42 235L43 236H47V234H48V230L47 229H49V228H47L48 226L50 227V225L52 226V225H55L56 227H58V226H60L61 228H62V230H64L63 232H65L66 233V240H67V245L69 246V248L71 249H73V251L71 250V252L72 253H70V250H68L69 252H67V246H66V251H65V254L64 255H67L68 256V259L65 261V262H67L68 264H143V262H145V260L147 261V259H151V255H147V253H148V250L149 249H152L153 247H156V246H154L155 244H156V242L157 241H164V240H162V236L160 235V229H164V230H161V231H165V229H166V226H170L169 224H171L172 225V227H173V224H174V222L173 221H177V222H175L176 224H177V228L175 227V229H177V230H179L178 232H175V233H178V237H179V241L177 242L178 244H176V241H175V243H173V245L172 246H169V249L167 250V248H168V246L166 247V249H165V251H166V253H165V255H163V257H165L164 258V260H165V264H183V261H184V259H185V262L186 263H188V264H190L191 263V261H190V259L191 258H189L190 256V254L189 253H192V255H191V257L193 256V254H194V252H195V256H193V257H195V260L197 261H195L196 262V264H202V263H208V264H264V207H255V205L253 206L254 208H251V206H250V211H248V213H247V216H246V213H245V207H246V205L244 206V215H242L241 217L243 218L244 216H246V218L244 219H241V218H239L240 220V222L241 223H243V226H244V231H243V233H244V235H241V234H233L232 235V232H230V234H227L228 232H223V228L221 229L220 228V230L221 231H219L218 229H216V228H213V227H211V228H207V226L205 225L206 224V219L208 218L209 219V217H211V219L213 220V218L212 217H215V216H213L212 215V213H210V212H206L207 214H208V217L207 218H205L206 217V215L204 216L203 214L205 213H202L201 215H203L202 217L204 218H201V219H203V220H205V221H203V222H205V224H202V225H200V226H198L197 225V220L196 221H192V218L191 217H189L190 216V213H189V216L187 217V215H188V212H187V210H186V208H178V207H174V206H178V201H179V199L181 200V198H179L178 199V201L176 200V199H174V197H176V196H174V194L172 195V201H170V203L171 202H174L173 203V205H172V207H169L168 206V208H171V210L169 211H165V207L164 206H162V208L164 209V215L163 216H161L162 218L160 219L159 218V215H158V209L160 208H158L157 209V206H159V205H157L156 204V199H159L161 196V194L163 193L164 194V196L163 197H165V194H166V192H165V190L166 189H163L164 191L162 192L161 190V192H156L155 193V195L154 194H151V193H153L154 191H153V189H152V186H151V189H152V191L149 189L150 188V186L149 187H147L149 190H150V193H149V191H148V189H145L146 187H145V185L142 187L143 188V190H142V188H141V190H142V194L143 193H146V192H148L149 194H151V195H149V194H146V196L144 195V196H139L141 199V203L139 204L138 203V201H137V203L139 204H134V205H138V209H137V206H136V212L134 211H132V210H134V209H132L131 208V211H129L128 212V210H126V212H125V216H122V217H120V216H118V213L115 211V209H116V206H114V208L115 209H113V211L115 212H113L112 211V209H111V205H110V208L108 207L107 208V210H105L104 209V206L101 204V200H99V194L97 193V191H98V189L101 187L100 185H102V184H99V188L96 186V187H94V188H96L97 189V191H95L96 189H94V188H91V189H86L85 191H86V195L84 196V197H82V199L78 202V201H76L75 203H76V205L75 206H73V204L71 203L72 201H70V199L74 196L73 195V193H68V191L69 190H67V192L66 193H68V194H72L71 196H64L63 194L65 193H63L62 191H65L64 189L65 188H61V187H63V184L61 185V186H59L61 189H62V191L60 192V191H57V187H55V185L53 186L54 188H56V189H53V187L50 185V187L48 186V184H50V183H47V182H50V180L49 179H46L45 177H44V175L42 176V175H40V177H39V179L38 180H32L31 179V177L30 178H25V180L22 182L21 180H13L14 179V177H12V169H11V167H12V165L14 166V164H12V163H14V161L11 163V158L13 157ZM14 155V156H15ZM21 155H23V154H21ZM20 154H19V158L21 159V156ZM49 155V154H48ZM47 155V156H48ZM55 155H56V153H55ZM92 155V154H91ZM91 155H90V157H91ZM120 155V154H119ZM69 156H70V159H69ZM83 156V155H82ZM118 156V155H117ZM5 157H6V159H5ZM50 157V156H49ZM56 157V156H55ZM80 157V156H79ZM104 157V156H103ZM134 157H136V156H134ZM154 157V156H153ZM159 157H160V155H159ZM17 158V160H18V156L16 157ZM43 158V157H42ZM156 158V157H155ZM13 159V158H12ZM27 159V158H26ZM35 159V158H34ZM57 159V158H56ZM96 159V158H95ZM129 159V158H128ZM131 159V158H130ZM160 159V158H159ZM163 159V158H162ZM13 160H15V158L13 159ZM16 160V161H17ZM45 160V159H44ZM52 160V159H51ZM106 160V159H105ZM179 160V159H178ZM21 161V160H20ZM25 161H27V160H25ZM82 161V160H81ZM86 161V160H85ZM111 161V160H110ZM157 161V160H156ZM164 161V160H163ZM170 161V160H169ZM183 161V160H182ZM190 161V160H189ZM192 161V160H191ZM82 162H84V161H82ZM89 162V161H88ZM113 162V161H112ZM155 162V161H154ZM9 163V164H8ZM18 163V162H17ZM16 163V167H17V164ZM111 163V162H110ZM121 163V162H120ZM167 163V162H166ZM171 163V162H170ZM169 163V164H170ZM223 163V162H222ZM11 164V165H10ZM77 164H79L78 162H77ZM76 164V165H77ZM91 164V163H90ZM157 164V163H156ZM186 164V163H185ZM184 164V165H185ZM218 164V163H217ZM228 164V163H227ZM8 165L10 166V169H9V167H8ZM24 165V164H23ZM22 164H21V166H23ZM51 165V164H50ZM49 165V166H50ZM166 165V164H165ZM226 165V164H225ZM58 166V165H57ZM78 166V165H77ZM80 166V165H79ZM83 166V165H82ZM112 166H113V164H112ZM123 166V165H122ZM216 166V165H215ZM231 166V165H230ZM15 167V166H14ZM15 167V168H16ZM176 167V166H175ZM174 167V168H175ZM194 167V166H193ZM228 168H229V166H227ZM227 167H225V168H227ZM6 168H8V169H6ZM13 168V167H12ZM15 168H13V169H15ZM21 168V167H20ZM20 168H17V170L18 169H20ZM91 168V167H90ZM111 168V167H110ZM114 168H115V166H114ZM117 168V167H116ZM167 168V167H166ZM165 168V169H166ZM22 169V168H21ZM28 169V168H27ZM78 169V168H77ZM81 169V168H80ZM104 169V168H103ZM5 170L7 171L8 170V172H11V174H8V175H2L3 174V172H5ZM16 170V169H15ZM23 170V169H22ZM22 170H20V171H22ZM54 170V169H53ZM60 170V169H59ZM83 170V169H82ZM109 170V169H108ZM153 170V169H152ZM179 170V169H178ZM177 170V171H178ZM196 170V169H195ZM220 170V169H219ZM14 171V170H13ZM31 170H29V172H30ZM50 171V170H49ZM90 171V170H89ZM88 171V172H89ZM95 171V170H94ZM113 171V170H112ZM116 171V170H115ZM119 171V170H118ZM161 171V170H160ZM206 171V170H205ZM223 171V170H222ZM228 171V170H227ZM230 171V170H229ZM7 172V173H8ZM15 172V171H14ZM13 172V173H14ZM17 172V174L19 173V171H16ZM15 172V173H16ZM37 172V171H36ZM41 172H43V171H41ZM46 172V171H45ZM44 172V173H45ZM61 172V171H60ZM84 172V171H83ZM85 172H87V171H85ZM87 172V173H88ZM106 172V171H105ZM124 172V171H123ZM224 172H225V170H224ZM22 173H24V172H22ZM21 173V174H22ZM109 173V172H108ZM147 173V172H146ZM175 173V172H174ZM177 173V172H176ZM209 173V172H208ZM221 173V172H220ZM223 173V172H222ZM17 174L15 175V177L17 178ZM25 175H26V173H24ZM24 174H23V176L22 177H25L24 176ZM28 174V173H27ZM39 174V173H38ZM60 174V173H59ZM85 174V173H84ZM91 174H92V172H91ZM91 174H89L90 176H91ZM96 174V173H95ZM100 174V173H99ZM114 174H116V172L114 173ZM113 174V175H114ZM117 174H118V172H117ZM122 174V173H121ZM120 174V175H121ZM227 174V173H226ZM229 174H233V173H229L228 172V175H225V176H229ZM31 175V174H30ZM29 174H28V176H30ZM33 175V174H32ZM108 175V174H107ZM110 175V174H109ZM112 175V176H113ZM124 175V174H123ZM150 175V174H149ZM223 175H224V173H223ZM68 176V175H67ZM70 176H68L67 178H69ZM87 177H88V175H86ZM95 176V175H94ZM104 176V175H103ZM102 176V177H103ZM115 176V175H114ZM153 176V175H152ZM162 176V175H161ZM164 176H166V175H164ZM174 176V175H173ZM231 176V175H230ZM19 177V176H18ZM21 177V178H22ZM50 177V176H49ZM48 177V178H49ZM59 177V176H58ZM70 177V178H71ZM143 177V176H142ZM151 177V176H150ZM217 177H218V175H217ZM221 177V176H220ZM11 178H13L12 180H11ZM38 178V177H37ZM36 178V179H37ZM89 178V177H88ZM87 178V179H88ZM91 178H93V177H90L89 179H91ZM99 178V177H98ZM116 178V177H115ZM122 178V177H121ZM145 178V177H144ZM152 178V177H151ZM175 178V177H174ZM197 178V177H196ZM216 178V177H215ZM223 178H224V176H223ZM230 178V177H229ZM232 178V177H231ZM54 179H55V177H54ZM59 179V178H58ZM65 179V178H64ZM86 179V178H85ZM107 179V178H106ZM119 179V178H118ZM143 179V178H142ZM156 179V178H155ZM166 179V178H165ZM173 179V178H172ZM216 179H218V178H216ZM222 179V178H221ZM237 180H238V178H236ZM49 180V181H48ZM60 180H62L63 181V179H61L60 178ZM79 180V181H80ZM121 180V179H120ZM145 180V179H144ZM153 180V179H152ZM211 180V179H210ZM214 180V179H213ZM220 180V179H219ZM223 180V179H222ZM227 180V179H226ZM226 180H223V181H225L226 182ZM34 181V182H33ZM81 181H83V180H81ZM85 181V180H84ZM84 181L82 182V183H84ZM89 181V180H88ZM91 181L92 182H90V183H93V180L91 179ZM99 181V180H98ZM185 181V180H184ZM189 181V180H188ZM87 182V181H86ZM85 182V183H86ZM131 182V181H130ZM133 182V181H132ZM149 182V181H148ZM183 182V181H182ZM197 182V181H196ZM225 182H221L222 184H218V186L219 185H223V184H225ZM229 182H231V181H227L226 183H228V184H230ZM36 183V184H35ZM85 183L83 184V185H85ZM96 183V182H95ZM100 183V182H99ZM145 183V182H144ZM151 183H152V181H151ZM150 183V184H151ZM174 183V182H173ZM189 183V182H188ZM216 183H220V182H217V180H216ZM34 184V185H33ZM57 184V183H56ZM60 184V183H59ZM73 184V183H72ZM79 185H80V183H78ZM87 184V183H86ZM107 184V183H106ZM137 184V183H136ZM180 184H181V182H180ZM200 184V183H199ZM228 184H226V185H228ZM58 185V184H57ZM88 185V184H87ZM91 185V184H90ZM89 185V186H90ZM132 185V184H131ZM134 185V184H133ZM166 185V184H165ZM179 185V184H178ZM177 185V186H178ZM187 185V184H186ZM194 185V184H193ZM86 186V185H85ZM85 186H84V188H83V186H80V187H82V189H81V191L83 192V194H84V192L85 191H83V189H85ZM89 186H87V187H89ZM121 186V185H120ZM173 186V185H172ZM175 186V185H174ZM197 186V185H196ZM201 186V185H200ZM217 186V187H218ZM229 186H231V187H233L232 185H229ZM229 186H226V187H228L229 188ZM234 186H236V185H234ZM67 187V186H66ZM78 187V186H77ZM160 187V186H159ZM162 187H164V186H162ZM203 187V186H202ZM224 187H225V185H224ZM224 187H223V189H224ZM60 188H58V190L60 189ZM102 188V187H101ZM100 188V189H101ZM169 188V187H168ZM182 188H184V187H182ZM207 188V187H206ZM219 188V187H218ZM99 189V190H100ZM106 189V188H105ZM133 189H138V188H133ZM155 189V188H154ZM162 189V188H161ZM187 189V188H186ZM198 189V188H197ZM205 189V188H204ZM220 189V188H219ZM253 189V188H252ZM104 190V189H103ZM138 190H140V189H138ZM137 190V191H138ZM183 190V189H182ZM228 190V189H227ZM231 190V189H230ZM264 190V189H263ZM73 191H75V190H73ZM124 191V190H123ZM129 191V190H128ZM185 191V190H184ZM189 191V190H188ZM206 191V190H205ZM215 192H216V190H214ZM218 191V190H217ZM17 192H19V193H17ZM81 192V193H82ZM116 192V191H115ZM129 192H132L131 190L129 191ZM128 192V193H129ZM140 192V191H139ZM181 192V191H180ZM183 192V191H182ZM209 192V191H208ZM257 192V191H256ZM255 192V193H256ZM65 193V195H67ZM81 193H80V195L78 194V196H82L81 195ZM112 193V192H111ZM138 192H136L135 194L138 196V194H137ZM161 193V194H160ZM174 193H176V192H174ZM186 193V192H185ZM129 194H132V193H129ZM133 194H134V192H133ZM160 194V195H159ZM162 194V195H163ZM182 194V193H181ZM192 194V193H191ZM208 194V193H207ZM231 194V193H230ZM229 194V195H230ZM251 194V193H250ZM10 195V196H11ZM77 195V194H76ZM101 195V194H100ZM110 195V194H109ZM124 195V194H123ZM126 195V194H125ZM147 195H149V196H147ZM170 195V194H169ZM175 195H178V194H175ZM215 195V194H214ZM213 195V197H215ZM219 195V194H218ZM217 195V197L215 198L216 200H217V198L219 197ZM222 195H223V193H222ZM228 197H229V195H228V193L226 194ZM26 196V195H25ZM78 196L76 197L77 199H79L78 198ZM127 196V195H126ZM137 196H136V198L135 197H133V199H134V201L135 200H137ZM171 196V195H170ZM200 196V195H199ZM207 196V195H206ZM255 196H257V194L255 195ZM16 197V198H17ZM129 197H131V196H129ZM166 197H168V195L166 196ZM201 197H203V196H201ZM212 197V198H213ZM226 197V196H225ZM228 197H226L227 199H229ZM246 197V196H245ZM251 197V196H250ZM260 197V196H259ZM259 197H257L256 199H257V201H259V202H261V200H259L260 198ZM103 198V197H102ZM132 198V197H131ZM170 197H169V199H171ZM177 198V197H176ZM220 198H221V196H220ZM9 199H10V197H9ZM73 199V198H72ZM71 199V200H72ZM86 199H87V202H85L86 201ZM164 199V198H163ZM168 199V200H169ZM195 199V198H194ZM194 199H192L193 201H190V199H189V201H190V203L191 202H193V205H192V203L190 204V203H188V205H190L191 206V208L192 209H190V210H192L193 212H194V214H200L201 212H203V211H201L200 210V202H199V205H197V203H195L194 204ZM204 199V198H203ZM211 199V198H210ZM215 199L213 200V201H215ZM15 200H17V199H15ZM29 200V201H28ZM73 200H75V198L73 199ZM116 200V199H115ZM119 200V199H118ZM129 200H130V198H129ZM128 200V201H129ZM161 200V199H160ZM159 200V201H160ZM176 202H175V201ZM183 200V199H182ZM182 200H181V202H182ZM196 200V199H195ZM200 200V199H199ZM206 200V199H205ZM209 200V199H208ZM243 200H244V198H243ZM263 200H264V198H263ZM262 200V201H263ZM14 201V200H13ZM18 201V202H19ZM100 201V203H98ZM114 201V200H113ZM158 201V202H159ZM188 201V200H187ZM198 201V200H197ZM221 201H223V199L221 198ZM224 201H225V199H224ZM224 201H223V203H224ZM247 201V200H246ZM255 201V200H254ZM21 202V201H20ZM20 202H19V204H20ZM115 202V201H114ZM114 202H113V204H114ZM116 202L118 203V201L116 200ZM130 202V205L131 204H133V203H131V201H129ZM129 202H128V204H129ZM157 202V203H158ZM166 202V201H165ZM164 202V203H165ZM168 202V201H167ZM185 202H186V200H185ZM219 202V201H218ZM217 201H216V204L218 203ZM229 202V201H228ZM251 202V201H250ZM249 202V203H250ZM253 202V201H252ZM251 202V203H252ZM7 203H12V202H7ZM104 203V202H103ZM114 204V205H117V207L119 206L118 204ZM160 203V202H159ZM170 203H168V205H170ZM175 203H177L176 205H175ZM209 203H211V202H209ZM231 203V202H230ZM236 203V202H235ZM248 203V202H247ZM248 203V204H249ZM250 203V204H251ZM101 204V205H100ZM127 204V203H126ZM219 204H220V202H219ZM229 204V203H228ZM255 204V203H254ZM261 204V203H260ZM8 205V206H7ZM15 205H16V201H15ZM121 205H123V203L121 204V201H120V206ZM162 205V204H161ZM166 205H167V203H166ZM183 205V204H182ZM187 204H186V206H188ZM214 205V204H213ZM263 205V204H262ZM103 208H102V207ZM106 206V205H105ZM181 206V205H180ZM204 206V205H203ZM202 206V207H203ZM261 206V205H260ZM8 207H10V208H8ZM122 207V206H121ZM126 207V206H125ZM131 207H133V206H131ZM183 207H185V205H183ZM189 207V206H188ZM219 207V206H218ZM221 207H222V205H221ZM22 208V209H21ZM113 208V207H112ZM119 208V207H118ZM123 208V207H122ZM128 208V207H127ZM135 208V207H134ZM168 208H166V209H168ZM174 208V209H173ZM223 208H224V206H223ZM120 209V208H119ZM162 209V210H163ZM186 211H185V210ZM202 209V208H201ZM111 210V211H110ZM160 210V209H159ZM162 210H160L161 211V213H163L162 212ZM202 210H204V209H202ZM225 210V209H224ZM230 210V209H229ZM249 210V209H248ZM108 211V212H107ZM118 211H120V210H118ZM123 211V210H122ZM189 211V210H188ZM221 211V210H220ZM222 211H223V209H222ZM107 212V213H106ZM190 212V211H189ZM193 212H191V215L193 214ZM236 212V211H235ZM239 212H240V210H239ZM160 213V214H161ZM215 213V212H214ZM219 213V212H218ZM238 213V212H237ZM225 214V213H224ZM228 214V213H227ZM231 214V213H230ZM234 214V216H235V213H233ZM27 215V214H26ZM120 215H122V214H120ZM162 215V214H161ZM197 215V216H198ZM218 216H216V217H219L220 218V214H217ZM229 215V214H228ZM228 215H227V217H228ZM237 215V214H236ZM195 216V215H194ZM226 216V215H225ZM192 217H193V215H192ZM233 217V216H232ZM25 218H26V216H25ZM189 218H191V220H188ZM195 218V217H194ZM224 218V217H223ZM238 218V217H237ZM196 219H198V217L196 218ZM200 219V218H199ZM198 219V220H199ZM218 218H214V220H217ZM14 220H15V217H14ZM160 220V221H159ZM213 220V221H214ZM218 220H220V219H218ZM230 220V219H229ZM192 221V222H191ZM199 221H201V220H199ZM198 221V222H199ZM209 221V220H208ZM211 221V220H210ZM210 221H209V223H210ZM237 221H238V219H237ZM34 222H36L37 224H35ZM115 222H116V225H115ZM190 222V223H189ZM196 222V223H195ZM240 222H239V224H240ZM48 223H50V225L48 224ZM167 223H169V224H167ZM173 223V224H172ZM224 223V222H223ZM232 223V222H231ZM5 224V223H4ZM32 224H35V225H32ZM69 224H72L71 225V227L69 228ZM176 224H174V225H176ZM199 224H201V223H199ZM208 224V223H207ZM225 224V223H224ZM223 224V225H224ZM159 225V226H158ZM222 225V224H221ZM241 225V224H240ZM239 225V226H240ZM0 226H3L2 224L0 225ZM5 226V225H4ZM3 226V227H4ZM7 226V225H6ZM54 226V227H55ZM180 226V227H179ZM219 226V225H218ZM236 226H238V224L236 225ZM55 227V228H56ZM163 227V228H162ZM165 227V228H164ZM232 227V226H231ZM1 228V227H0ZM6 228V227H5ZM171 228V227H170ZM230 228V227H229ZM233 228V227H232ZM239 228V227H238ZM4 229V228H3ZM56 229H58V228H56ZM226 229V228H225ZM231 229V228H230ZM234 229H235V227H234ZM12 230V229H11ZM50 230V229H49ZM52 230H53V228H52ZM62 230L60 231V232H62ZM167 230V229H166ZM169 230V229H168ZM232 230V229H231ZM236 230V229H235ZM240 230H241V228H240ZM47 231V232H46ZM59 231V230H58ZM171 231V229L169 230V232ZM173 232H172V234L174 233V230H172ZM237 231V230H236ZM7 232H10L11 233V235L10 234H7ZM45 232V233H44ZM160 232V233H159ZM166 232V231H165ZM17 235H16V234ZM47 233V234H46ZM64 233V234H65ZM163 233V232H162ZM174 233V234H175ZM233 233H234V231H233ZM237 233V232H236ZM241 233V232H240ZM242 233V234H243ZM15 234L16 235V237H14L13 235ZM44 234H46V235H44ZM19 235V238L17 239V236ZM171 234H167V236H170ZM241 235V236H240ZM42 236V237H43ZM166 236V237H167ZM175 236V235H174ZM166 237L164 238V239H166ZM64 238V237H63ZM168 239V238H167ZM174 239V238H173ZM44 240H46V238H44ZM43 240V241H44ZM52 241V240H51ZM109 241H111V242H109ZM64 242V241H63ZM106 242H109V244L111 243L112 245H106V246H103L104 244L103 243H106ZM43 243V244H42ZM46 243V242H45ZM62 243V242H61ZM164 243V242H163ZM166 243H168V241L166 242ZM252 244V248H250L251 250V252H252V254L254 253L255 255H252V257L253 256H256L257 255V257L256 258H254L253 260V262H249V260L251 261L252 259H246L247 257V255L246 254H248L247 252L248 251H246V254H245V251H243V250H245V249H243L244 248V246H245V248L247 247V250H248V247H250L249 245H251ZM3 245H5L4 247H3ZM43 245V246H42ZM66 245V244H65ZM167 245V244H166ZM53 246V245H52ZM51 247V246H50ZM39 248V249H40ZM8 249V248H7ZM49 249V248H48ZM47 249V250H48ZM63 249V248H62ZM65 249V248H64ZM63 249V250H64ZM2 250V249H1ZM46 250V251H47ZM55 250V249H54ZM190 251H192V252H190ZM194 251V252H193ZM249 251V252H250ZM4 252V251H3ZM250 252V253H251ZM42 253V252H41ZM46 253H48V252H46ZM6 255V256H7ZM44 255V254H43ZM47 255V254H46ZM57 255V254H56ZM56 255H54V256H56ZM64 255H61V256H63V259H64ZM249 255H251V254H249ZM11 257V256H10ZM41 257V256H40ZM51 257V256H50ZM251 257V258H252ZM9 258V257H8ZM14 258V257H13ZM67 258V257H66ZM156 258H157V256H156ZM188 258V259H187ZM249 258V257H248ZM38 259H40V258H38ZM50 259V258H49ZM53 259V258H52ZM51 259V260H52ZM13 260V259H12ZM45 260V259H44ZM154 260V259H153ZM248 260V261H247ZM5 261V260H4ZM11 261V260H10ZM192 261H193V259H192ZM12 262V261H11ZM10 262V263H11ZM15 262V261H14ZM35 262H37V261H35ZM33 263V264H37V263ZM39 262L40 261H38V264H39ZM49 262V261H48ZM50 262H52V261H50ZM9 263V264H10ZM13 263V262H12ZM41 264H42V262H40ZM64 263V262H63ZM146 263V262H145ZM156 263V262H155ZM206 263V264H207ZM3 264V263H2ZM51 264V263H50ZM61 264H62V262H61ZM161 264V263H160ZM193 264V263H192Z\"/></svg>",
	"mask_w": 264,
	"mask_h": 264
},
{
	"label": "trees",
	"instance_id": "3",
	"mask_svg": "<svg viewBox=\"0 0 264 264\" xmlns=\"http://www.w3.org/2000/svg\"><path fill=\"white\" fill-rule=\"evenodd\" d=\"M126 6H127V17L124 18V22H123V32L132 36H139L142 37L148 44L149 49L154 52L152 45L149 41H151V37H147L146 36V32L147 29L146 28H138V27H134L132 26V22L129 21V15H131L132 9L130 7V4L128 2V0H122ZM103 16L107 17L108 14L107 13H101ZM134 22V21H133ZM120 26V25H119Z\"/></svg>",
	"mask_w": 264,
	"mask_h": 264
},
{
	"label": "water",
	"instance_id": "4",
	"mask_svg": "<svg viewBox=\"0 0 264 264\" xmlns=\"http://www.w3.org/2000/svg\"><path fill=\"white\" fill-rule=\"evenodd\" d=\"M154 30H155V29H152L151 31H147V32H146V36H147V37H151V36L153 35V33H154ZM149 42L151 43V41H149ZM146 43H147V42H146ZM147 44H148V43H147Z\"/></svg>",
	"mask_w": 264,
	"mask_h": 264
}]
</instances>
